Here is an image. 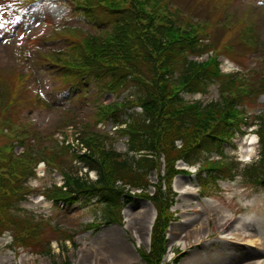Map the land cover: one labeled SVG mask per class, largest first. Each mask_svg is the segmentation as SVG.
<instances>
[{
	"label": "trees",
	"instance_id": "1",
	"mask_svg": "<svg viewBox=\"0 0 264 264\" xmlns=\"http://www.w3.org/2000/svg\"><path fill=\"white\" fill-rule=\"evenodd\" d=\"M71 12L97 33L87 35L84 43L74 39L63 50L70 56H60L62 51H57L54 59L49 54L43 56L50 65L59 66L56 79L63 78L75 91L86 77L98 90L116 95L129 90L128 98L105 104L96 112L97 122L111 119L114 124H126L119 132L128 136V151L118 152L96 136L87 135L73 139L81 143L76 147H85L83 153H76L70 143H65V137L55 147L47 145L49 135L23 126L19 117L0 121L10 136V141L0 146V235L10 231L11 249L52 255L50 239L37 236L45 228L20 212L21 202L33 192L29 181L36 177L35 167L44 161L61 173L64 182L61 186L51 184L41 193L55 204L67 206L95 200L103 206L100 219L104 223H121V210L134 196L150 200L157 209L150 248L138 251L144 264H161L165 230L172 219L169 206L175 196L171 183L176 174L188 173L176 168L178 160L200 164L196 178L205 195L219 189L217 179L232 180L239 174L247 176L251 184L264 186V113L251 112L255 107L251 101L264 94V72L256 82H248L237 72L223 74L218 60L221 52L212 42L200 41V35L206 34L204 27L182 14L178 17L176 10L160 0H73ZM245 26L240 31L243 39L256 44L260 37L252 26ZM209 50L215 52L207 60L190 58ZM214 82L219 84L218 100L203 104L184 99V94H206ZM133 106L140 111L132 110L128 120L121 118ZM252 124L257 125L254 133L259 139V158L241 170L223 153L222 146ZM19 129L26 131L19 133ZM17 145L21 146L19 153L14 151ZM213 152L220 158L210 160ZM67 157L95 170L97 178L70 173L63 163ZM161 159L164 170L158 174V182L152 183L149 175L158 171ZM150 186L154 187L153 194L148 192ZM57 230L55 227L52 232Z\"/></svg>",
	"mask_w": 264,
	"mask_h": 264
},
{
	"label": "rangeland",
	"instance_id": "2",
	"mask_svg": "<svg viewBox=\"0 0 264 264\" xmlns=\"http://www.w3.org/2000/svg\"><path fill=\"white\" fill-rule=\"evenodd\" d=\"M162 3H168L182 12L186 20L204 27L206 34L200 35V41L212 42L221 52L223 73L238 71L248 82L258 81V76L264 72V0H162ZM72 6L73 0H0V121L10 116L21 118L23 126L35 127L44 136L49 135L45 139L49 146L60 144L63 137L65 143L74 145L76 141L71 143L72 137L95 135L106 147L125 152L127 137L115 131L111 119L96 122L95 112L101 104L128 98L129 90L119 95L98 90L86 77L75 91L63 78L56 79L55 75L61 71L59 66L50 65L43 56L50 53V58L54 59L56 54L51 51L61 50L63 55L60 56L67 57L70 52L63 50L74 39L84 43L86 33H97L96 29L77 21L71 12ZM241 20L253 24L254 33L261 38L256 44L243 40L239 33ZM206 55L199 59H205ZM212 84L205 95L184 94L183 97L203 103L218 100L219 84ZM251 103L255 106L252 113L264 112V94ZM130 112L131 109L124 111L121 118L128 119ZM1 122L0 146H3L10 141V136ZM255 129L256 124L244 126V134L236 133L231 143L222 146L223 153L236 160L241 170L258 158ZM25 131L18 130L19 133ZM252 135L256 137L253 141L250 140ZM77 148L72 146L76 153L83 151ZM20 149L21 146H17L14 151L18 153ZM210 156L218 157L217 154ZM63 163L72 174L83 175L87 170L69 157ZM163 167L161 163L158 173L152 171L151 182H158L157 176ZM178 167L184 165L178 163ZM35 170L36 177L29 181L33 192L20 204V212L45 228V232L37 236L50 239L52 255L9 248L12 238L10 231H6L0 236V264H61L65 261L69 264H143L136 249L148 248L147 220L151 217L153 221L156 214L148 200L133 197L122 210L121 223H104V219H100L103 206L95 200L67 206L61 202L55 204L41 195L45 188L60 185L64 179L58 170L42 162ZM197 170L198 165H195L190 168V175L180 174L172 180L177 196L170 207L174 218L168 228L163 263L176 264L173 258L185 249L186 255L177 264H253L252 259L257 255L264 257L262 185H252L247 176L240 175L230 181L218 180V193L206 197L200 195L196 186ZM88 176L94 178L93 172L89 171ZM95 222L98 226L85 228ZM55 227L59 230L54 233ZM108 237L117 253L105 244L104 239Z\"/></svg>",
	"mask_w": 264,
	"mask_h": 264
},
{
	"label": "bare ground",
	"instance_id": "3",
	"mask_svg": "<svg viewBox=\"0 0 264 264\" xmlns=\"http://www.w3.org/2000/svg\"><path fill=\"white\" fill-rule=\"evenodd\" d=\"M256 137L254 136V135H252V136H250V140L251 141H253L254 139H255ZM222 214H226V211L225 210H223V212H222ZM143 220H145V217H143L142 218V221ZM141 220H140V218H139V223H141L142 222ZM150 222H151V217H150V219H149V221L147 220V223H148V228H149V226H150ZM143 223H144V221H143ZM224 225V224H223ZM222 225V226H223ZM104 242H105V244L108 246V247H110L111 249H112V251L114 252V253H117V250L116 249H114V248H112L110 245H112V242H111V240H110V237H108V238H105L104 239ZM116 248V247H115ZM263 262H264V260L262 259V257H256V259H254L253 261H252V263L253 264H263Z\"/></svg>",
	"mask_w": 264,
	"mask_h": 264
}]
</instances>
